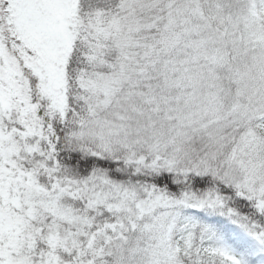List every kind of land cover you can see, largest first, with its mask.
<instances>
[{"label":"snow or ice","instance_id":"snow-or-ice-1","mask_svg":"<svg viewBox=\"0 0 264 264\" xmlns=\"http://www.w3.org/2000/svg\"><path fill=\"white\" fill-rule=\"evenodd\" d=\"M0 264H264V0H0Z\"/></svg>","mask_w":264,"mask_h":264}]
</instances>
